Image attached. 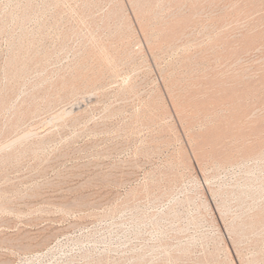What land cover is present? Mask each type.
Wrapping results in <instances>:
<instances>
[{"label": "rangeland", "instance_id": "obj_1", "mask_svg": "<svg viewBox=\"0 0 264 264\" xmlns=\"http://www.w3.org/2000/svg\"><path fill=\"white\" fill-rule=\"evenodd\" d=\"M142 1L0 0V264H264V0Z\"/></svg>", "mask_w": 264, "mask_h": 264}, {"label": "bare ground", "instance_id": "obj_2", "mask_svg": "<svg viewBox=\"0 0 264 264\" xmlns=\"http://www.w3.org/2000/svg\"><path fill=\"white\" fill-rule=\"evenodd\" d=\"M143 1H145V0H143ZM143 1H142V2H143ZM153 1H154V0H152V2H153ZM157 1H158V0H157ZM171 1H172V0H171ZM234 1H235V0H234ZM241 1H242V0H241ZM241 1H240V2H241ZM246 1H247V0H246ZM178 2H179V1H178ZM197 2H198V1H197ZM248 2H249V0L247 1V3H248ZM255 2L258 3V1H255ZM150 3H151V2H150ZM176 3H177V2H176ZM176 3H175V4H176ZM179 3H180V2H179ZM200 3H201V2H200ZM200 3H199V4H200ZM235 3H236V2H235ZM261 3H262V2H261ZM261 3H260V4H261ZM139 4H140V3H139ZM151 4H153V3H151ZM177 4H178V3H177ZM202 4H203V3H202ZM232 4H234V3L232 2ZM248 4H249V3H248ZM260 4H259V5H260ZM141 5H142V4H141ZM146 5H147V4H146ZM193 5H194V3H193ZM193 5H192V6H193ZM230 5H231V4H230ZM230 5H229V7H230ZM254 5L256 6L255 3H254ZM254 5H253V6H254ZM259 5H258V6H259ZM135 6H136V5H135ZM144 6H145V5H144ZM201 6H202V5H201ZM231 6H233V5H231ZM239 6H240V5H239ZM253 6H251V7H253ZM255 6H254V7H255ZM141 7H142V6H141ZM146 7H148V6H146ZM195 7H196V6H195ZM254 7H253V8H254ZM150 8H151V7H150ZM235 8H236V7H235ZM238 8H240V7H238ZM238 8H237V9H238ZM247 8H248V7H247ZM247 8H245V9H247ZM249 8H250V7H249ZM255 8H256V7H255ZM258 8H259V7H258ZM113 9H114V8H113ZM136 9H137V8H136ZM136 9H135V10H136ZM196 9H197V7L195 8V10H196ZM245 9H244V11H245ZM250 9L253 10L252 8H250ZM116 10H117V9H116ZM143 10H144V8H143ZM146 10H148V9H146ZM242 10H243V9H242ZM242 10H240V11H242ZM263 10H264V9H263ZM263 10H262V11H263ZM118 11H119V9H118ZM240 11H239V12H240ZM258 11H259V9H258ZM115 12H116V11H115ZM119 12H120V11H119ZM139 12H140V11H139ZM143 12H144V11H143ZM193 12H194V10H193ZM233 12H234V11H233ZM235 12H236V11H235ZM245 12H246V11H245ZM88 13H89V12H88ZM110 13H112V12H110ZM110 13H109V15H110ZM121 13H122V12H121ZM147 13H148V12H147ZM243 13H244V12H243ZM246 13H247V12H246ZM136 14H137V13H136ZM235 14H236V13H235ZM237 14H238V13H237ZM89 15H90V14H89ZM137 15H138V14H137ZM145 15H146V14H145ZM191 15H193V13H192ZM91 16H92V15H91ZM110 16H111V15H110ZM141 16H142V15H141ZM92 17H93V16H92ZM143 17H144V16H143ZM143 17H142V18H143ZM174 17H175V16H174ZM180 17H181V16H180ZM241 17H243V16H241ZM259 17H260V15H259ZM261 17H262V16H261ZM261 17H260V18H261ZM263 17H264V15H263ZM109 18H110V17H109ZM144 18H145V17H144ZM183 18H184V17H183ZM188 18H189V16H188ZM188 18H187V19H188ZM191 18H192V17H191ZM233 18H234V16H233ZM245 18H246V17H245ZM257 18H258V17H257ZM120 19H121V18H120ZM189 19H190V18H189ZM234 19H235V18H234ZM239 19H240V18H239ZM90 20H91V18H90ZM104 20H105V19H104ZM107 20H108V19H107ZM178 20H179V22L181 21V19H179V18H178ZM185 20H186V17H185ZM261 20H262V19H261ZM170 21H171V20H170ZM172 21L175 22V20H172ZM186 21H187V20H186ZM105 22H106V21H105ZM177 22H178V21H177ZM181 22H182V21H181ZM228 22H229V21H228ZM245 22H246V21H245ZM87 23H88V22H87ZM93 23H94V22H93ZM193 23H195V22H193ZM226 23H227V22H226ZM231 23H233V22H231ZM231 23H230V24H231ZM261 23H262V22H261ZM261 23H260V24H261ZM91 24H92V23H91ZM184 24H185V26H186V22H184ZM254 24H255V23H254ZM256 24H257V23H256ZM258 24H259V23H258ZM262 24H263V23H262ZM87 25H88V24H87ZM163 25H164V24H163ZM178 25H179V24H178ZM180 25H181V24H180ZM180 25H179V26H180ZM191 25H192V24H191ZM232 25H233V24H232ZM164 26H165V25H164ZM170 26H171V25H170ZM176 26H177V25H176ZM185 26H184V27H185ZM187 26H188V25H187ZM240 26H241V25H240ZM162 27H163V26H162ZM174 27H175V26H174ZM182 27H183V26H182ZM230 27H231V26H230ZM230 27H229V28H230ZM238 27H239V26H238ZM238 27H237V28H238ZM243 27H244V26H243ZM86 28H87V27H86ZM177 28H178V27H177ZM177 28H176V29H177ZM179 28H180V29H183V28H181V27H179ZM89 29H90V28H88V30H89ZM164 29H165V28H164ZM168 29H169V28H168ZM186 29H187V27H186ZM230 29H231V28H230ZM253 29H254V28H253ZM262 29H263V28H262ZM143 30H144V29H143ZM222 30H223V29H222ZM233 30H234V29H233ZM233 30H232V31H233ZM250 30H251V29H250ZM250 30H248V31H250ZM256 30H257V29H256ZM86 31H87V30H86ZM175 31H178L177 33L180 32L178 29L175 30ZM175 31H173V33H174ZM223 31H224V30H223ZM227 31H228V30H227ZM88 32H89V31H88ZM88 32H87V33H88ZM161 32H163V30H162ZM183 32H184V30H183ZM185 32H186V31H185ZM221 32H222V31H221ZM261 32H262V31H261ZM85 33H86V32H85ZM168 33H172V31L170 32V30H169ZM180 33L182 34V32H180ZM228 33H230V32H228ZM233 33H234V32H233ZM81 35H82V34H81ZM91 35H92V34H91ZM170 35H171V34H170ZM172 35H173V34H172ZM175 35H176V34H175ZM222 35H223V34H222ZM225 35H226V34H225ZM229 35H230V34H229ZM249 35H250V34H249ZM82 36H83V35H82ZM88 36H90V35H88ZM95 36H96V35H95ZM163 36H164V34H163ZM220 36H221V35H220ZM262 36H263V35H262ZM90 37H91V36H90ZM92 37H93V36H92ZM166 37H168V35H166ZM166 37H165V38H166ZM177 37H178V36H177ZM223 37H224V36H223ZM246 37H247V36H246ZM250 37H251V36H250ZM162 38H163V37H162ZM162 38H159V39H162ZM226 38H227V37H226ZM230 38H231V37H230ZM254 38H255V37H254ZM257 38H258V37H257ZM112 39H113V38H112ZM114 39H115V38H114ZM173 39H174V38H173ZM212 39H213V38H212ZM218 39H219V37H218ZM85 40H87V39L85 38ZM98 40H99V39H98ZM157 40H158V39H157ZM167 40L169 41V39H167ZM222 40H224V39H222ZM227 40H228V38H227ZM229 40H230V39H229ZM100 41H101V40H100ZM160 41H161V40H160ZM172 41H173V40H172ZM216 41L218 42V40H216ZM230 41H231V40H230ZM248 41H249V40H248ZM248 41H247V42H248ZM259 41H260V40H259ZM92 42H93V41H92ZM158 42H159V41H158ZM161 42H162V41H161ZM163 42H164V41H163ZM166 42H167V41H166ZM169 42H171V41H169ZM224 42H227V41L225 40ZM235 42H236V41H235ZM237 42H238V41H237ZM240 42H241V41H240ZM260 42H261V41H260ZM99 43H100V42H99ZM159 43H160V42H159ZM218 43H220V42H218ZM222 43H223V42H222ZM227 43H228V46H229V45H235V44H233L234 42H233L232 44H229V42H227ZM248 43H249V42H248ZM87 44H88V43H87ZM94 44H95V43H94ZM165 44H168V42L165 43ZM238 44H239V43H238ZM245 44H246V43H245ZM156 45H158V44H156ZM224 45H225V43H224ZM254 45H255V44H254ZM87 46H88V45H87ZM92 46H93V45H92ZM109 46H110V45H109ZM109 46H108V47H109ZM158 46H159V45H158ZM213 46H214V45H213ZM215 46H216V44H215ZM221 46H223V45H221ZM228 46H227V47H228ZM156 47H157V46H156ZM206 47H207V46H206ZM237 47H238V46H237ZM252 47H253V46H252ZM104 48H105V47H104ZM208 48H209V47H208ZM224 48H225V47H224ZM232 48H234V47H232ZM238 48L240 49V47H238ZM238 48H237V49H238ZM250 48H251V47H250ZM24 49H25V48H24ZM106 49H107V47H106ZM106 49H105V50H106ZM109 49H110V47H109ZM213 49L215 50V48H213ZM225 49H227V48H225ZM234 49H235V48H234ZM237 49H236V50H237ZM98 50H99V49H98ZM232 50H233V49H232ZM236 50H234V51H236ZM218 51H220V50H218ZM234 51H233V52H234ZM239 51H240V50H239ZM94 52H95V51H94ZM96 52H97V50H96ZM105 52H106V51H105ZM107 52H109V51L107 50ZM211 52H212V51H211ZM221 52H222V50H221ZM223 52H224V51H223ZM237 52H238V50H237ZM26 53H27V52H26ZM224 53H225V52H224ZM97 54H98V53H97ZM108 54H109V53H108ZM225 54H227V52H226ZM225 54H224V55H225ZM228 54H232V52L230 51V53H228ZM221 55H222V54H221ZM21 56H22V55H21ZM91 56H92V55H91ZM97 56H98V55H97ZM105 56H106V55H105ZM217 56H218V55H217ZM219 56H220V55H219ZM225 56H227V55H225ZM225 56H224V57H225ZM108 57H109V56H108ZM234 57H235V56H234ZM21 58H22V57H21ZM99 58H100V57H99ZM101 58H102V57H101ZM229 58H231V57H229ZM229 58H228V59H229ZM14 59H15V58H14ZM19 59H20V58H19ZM219 59H220V58H219ZM232 59H233V58H232ZM15 60H16V59H15ZM23 60H24V59H23ZM96 60H97V59H96ZM18 62H19V61H18ZM18 62H17V63H18ZM20 62H21V61H20ZM27 62H28V61H27ZM101 62H102V61H101ZM21 63H22V62H21ZM106 63H107V61H106ZM19 64H20V63H19ZM24 64H26V63H24ZM24 64H23V65H24ZM10 65H11V64H10ZM12 66H14V65H11V67H12ZM17 66H18V65H17ZM19 66L21 67V65H19ZM214 67H215V66H214ZM232 67H233V66H232ZM232 67H231V68H232ZM18 68H19V67H18ZM215 68H216V67H215ZM225 68H226V67H225ZM225 68H224V69H225ZM260 68H262V67H260ZM9 69H10V68H9ZM9 69H8V70H9ZM23 69H24V68H23ZM213 69H214V68H213ZM226 69H227V68H226ZM19 70H20V69H19ZM215 70H217V69H215ZM228 70H229V69H228ZM23 71H24V70H23ZM235 71H236V70H235ZM8 72H9V71H8ZM14 72H15V71H14ZM24 72H25V71H24ZM24 72H23V73H24ZM211 72H212V71H211ZM211 72H210V73H211ZM213 72H214V71H213ZM225 72H226V71L224 70V73H225ZM228 72H229V71H228ZM15 73H16V72H15ZM15 73H14V74H15ZM20 73H21V72H20ZM27 73H28V72H27ZM76 73H78V72H76ZM216 73H217V72H216ZM219 73H220V72H219ZM229 73H230V72H229ZM231 73H232V72H231ZM79 74H80V73H79ZM204 74H205V73H204ZM207 74H208V72H207ZM211 74H212V73H211ZM225 74H226V73H225ZM235 74H236V72H235ZM258 74H259V73H258ZM9 75H10V74H9ZM17 75H18V74H17ZM21 75H22V74H21ZM205 75H206V74H205ZM221 75H222V74H221ZM261 75H262V74H261ZM13 76H14V75H13ZM15 76H16V75H15ZM197 76H198V75H197ZM201 76H202V75H201ZM201 76H200V77H201ZM209 76H210V75H209ZM222 76H223V75H222ZM222 76H221V78H222ZM234 76H235V75H234ZM76 77H77V75H76ZM203 77H204V76H203ZM216 77H218V76H216ZM231 77H232V76H231ZM223 78H224V77H223ZM226 78H227V77H226ZM203 79H204V78H203ZM206 79H207V78H206ZM206 79H205V80H206ZM214 79H215V78H214ZM215 80H216V79H215ZM228 80H231V78H230V79L228 78ZM238 80H239V78H238ZM251 80H252V79H251ZM253 80H254V79H253ZM263 80H264V79H263ZM199 81H200V80H199ZM199 81H198V83H200ZM201 81H202V80H201ZM208 81H209V79H208ZM208 81H206V82H208ZM210 81H212V80H210ZM210 81H209V82H210ZM61 82H62V81H61ZM214 82L216 83V81H214ZM217 82H218V81H217ZM233 82H234V81H233ZM203 83H204V82H203ZM212 83H213V81H212ZM220 83H222V82H220ZM223 83H224V81H223ZM239 83H240V81H239ZM248 83H251V81L248 82ZM252 83H253V81H252ZM255 83H256V82H255ZM63 84H64V83H63ZM68 84H69V83H68ZM188 84H189V83H188ZM188 84H187V85H188ZM216 84H218V83H216ZM229 84H230V83H229ZM229 84H228V85H229ZM232 84H233V83H232ZM253 84H254V83H253ZM189 85H190V84H189ZM196 85H197V84H196ZM198 85H200V84H198ZM209 85H210V84H209ZM213 85H214V84H213ZM213 85H211V86H213ZM225 85H226V84H225ZM235 85H236V84H235ZM256 85H258V84H256ZM261 85H262V84H261ZM51 86H52V85H51ZM61 86L63 87V86H65V85H61ZM229 86H230V85H229ZM54 87H55V86H54ZM56 87H57V86H56ZM58 87H60V86H58ZM189 87H190V86H189ZM189 87H188V88H189ZM193 87H194V86H193ZM208 87H209V86H208ZM219 87H220V86H219ZM227 87H228V86H227ZM231 87H233V86H231ZM234 87H235V86H234ZM243 87H244V86H243ZM245 87H246V86H245ZM259 87H260V86H259ZM45 88H46V87H45ZM45 88H44V90H45ZM47 88H48V86H47ZM184 88H187V86L184 87ZM212 88H213V87H212ZM214 88H216V86H215ZM250 88H251V84H250ZM60 89H61V88H60ZM207 89L210 90V88H207ZM207 89H206V91H207ZM218 89H219V88H218ZM241 89H242V88H241ZM8 90H9V89H8ZM53 90H54V89H53ZM188 90H189V89H188ZM213 90H214V89H213ZM219 90H221V89H219ZM232 90H233V89H232ZM237 90H238V88H237ZM245 90H246V88H245ZM6 91H7V90H6ZM10 91H11V90H10ZM42 91H43V90H42ZM62 91H63V89H62ZM199 91H200V90H199ZM201 91H202V90H201ZM204 91H205V90H204ZM211 91H212V90H211ZM223 91H227V88H226L225 90H223ZM223 91H222V92H223ZM235 91H236V90H234V92H235ZM243 91H244V90H243ZM38 92H39V91H38ZM179 92H180V91H179ZM182 92H183V91H182ZM194 92H195V91H194ZM194 92H193V93H194ZM214 92H216V91L214 90ZM218 92H219V91H218ZM227 92H228V91H227ZM234 92H233V93H234ZM238 92H239V91H238ZM180 93H181V92H180ZM184 93H185V92H184ZM184 93H183V94H184ZM216 93H217V92H216ZM233 93H232V94H233ZM7 94H8V93H7ZM27 94H28V93H27ZM36 94H37V93H36ZM38 94H39V93H38ZM44 94H45V92H44ZM176 94H177V93H176ZM189 94H191V93H189ZM195 94L197 95V93H195ZM195 94H193V95H195ZM199 94H200V93H199ZM199 94H198V95H199ZM212 94H213V93H212ZM212 94H210V95H212ZM223 94H224V93H223ZM234 94H236V93H234ZM8 95H9V94H8ZM29 95H30V94H29ZM29 95H28V97H30ZM50 95H51V94H50ZM50 95H49V96H50ZM172 95H173V94H172ZM184 95H185V94H184ZM202 95H203V94H202ZM202 95H201V96H202ZM204 95H205V94H204ZM217 95H218V94H217ZM230 95H231V94H230ZM230 95H229V96H230ZM250 95H251V93H250ZM9 96H11V95H9ZM25 96H26V95H25ZM221 96H222V95H221ZM227 96H228V95H227ZM231 96H233V95H231ZM237 96H238V95H237ZM237 96H236V97H237ZM248 96H249V95H248ZM254 96H255V95H254ZM178 97H179V96H178ZM184 97H185V96H184ZM187 97H188V96H187ZM190 97H191V96H190ZM195 97H196V96H195ZM225 97H226V95H225ZM234 97H235V96H234ZM238 97H239V96H238ZM255 97L257 98L258 96H255ZM3 98H4V97H3ZM5 98H6V97H5ZM21 98H22V97H21ZM26 98H27V96H26ZM40 98H41V97H40ZM173 98H174V97H173ZM173 98H172V99H173ZM188 98H189V97H188ZM198 98H200V97H198ZM210 98H212V97H210ZM214 98H215V97H214ZM217 98H218V97H217ZM226 98H227V97H226ZM243 98H244V96H243ZM245 98H246V96H245ZM245 98H244V100H245ZM250 98L253 99V97H250ZM250 98H249L248 100H251ZM8 99H9V98H8ZM24 99H25V97H24ZM233 99H234V98H232V101H233ZM235 99H236V98H235ZM235 99H234V100H235ZM263 99H264V98H263ZM185 100H186V99H185ZM189 100H190V99H189ZM218 100H219L218 102H220V101L223 100V99H221V100L218 99ZM226 100H227V99H226ZM257 100H258V99H257ZM257 100H256V102H257ZM261 100H262V99H261ZM261 100H260V101H261ZM6 101H7V100H6ZM18 101H19V100H18ZM172 101H173V100H172ZM203 101H204V100H202V102H203ZM229 101H230V100H229ZM232 101H231V102H232ZM236 101H237V100H236ZM242 101H243V99H242ZM263 101H264V100H263ZM263 101H262V102H263ZM180 102H181V101H180ZM180 102H179V103H180ZM182 102H183V101H182ZM192 102H193V101H192ZM210 102H211V101H210ZM210 102L207 103V104H211ZM213 102H214V101H213ZM223 102H224V101H223ZM254 102H255V101H254ZM7 103H8V102H7ZM17 103H18V102H17ZM188 103H189V102H188ZM214 103H215V102H214ZM227 103H228V101H227ZM240 103H241V102H240ZM242 103H243V102H242ZM244 103H245V102H244ZM247 103H248V102H247ZM247 103H246V104H247ZM2 104H4V103H2ZM21 104H22V103H21ZM25 104H27L26 101H25ZM77 104H78V102H77ZM79 104H80V103H79ZM79 104H78V105H79ZM174 104H175V103H174ZM176 104H177V102H176ZM182 104H183V103H182ZM186 104H187V103H186ZM186 104H185V106H187ZM193 104H194L193 106H195L196 103H193ZM202 104H203V103H202ZM204 104H205V103H204ZM220 104H222V102H221ZM225 104H226V103H225ZM228 104H229V103H228ZM248 104H249V103H248ZM8 105H9V104H8ZM16 105H17V104H16ZM80 105H81V104H80ZM191 105H192V104H191ZM233 105H234V107H235V104H233ZM236 105H237V102H236ZM251 105H252V103H251ZM259 105H261V103H259ZM0 106H1V105H0ZM6 106H7V105H6ZM20 106H21V105H20ZM24 106H25V105H24ZM176 106H177V105H176ZM181 106H182V105H181ZM199 106H201V105H199ZM211 106H212V105H211ZM217 106H219V105H217ZM220 106H222V105H220ZM225 106H226V105H225ZM245 106H246V105H245ZM249 106H250V105H249ZM255 106H256V105H255ZM3 107H5V106L3 105L2 108H3ZM15 107H16V106H15ZM77 107H78V106H77ZM190 107H191V106H190ZM202 107H204V106H202ZM214 107H215V104H214ZM229 107H230V106H229ZM256 107H257V106H256ZM262 107H264V105H263ZM19 108H20V107H19ZM180 108H181V107H180ZM182 108H183V107H182ZM184 108H185V107H184ZM204 108L207 109L206 106H205ZM209 108H210L209 110H211L212 107H209ZM219 108H220V107H219ZM237 108H238V107H237ZM241 108H242V106H241ZM252 108H253V107H252ZM13 109H15V108H13ZM25 109H26V108H24V110H25ZM186 109H188V108H186ZM225 109H226V108H225ZM238 109H240V105H239V108H238ZM243 109H244V104H243ZM246 109H247V108H246ZM260 109H261V108H260ZM16 110H17V109H16ZM21 110H22V109H21ZM78 110H79V109H78ZM196 110H197V109H196ZM198 110H199V109H198ZM217 110H218V109H217ZM219 110H221V108H220ZM223 110H224V109H223ZM252 110H253V109H252ZM70 111H71V108H70ZM175 111H176V109H175ZM182 111H183V110H182ZM202 111H205V110L203 109ZM202 111H201V112H202ZM206 111H207V110H206ZM213 111H214V110H213ZM229 111H230V110H229ZM248 111H249V110H248ZM250 111H251V110H250ZM262 111H263V110H262ZM15 112H16V111H15ZM19 112H20V111H19ZM24 112H25V111H24ZM180 112H181V111H180ZM188 112H189V111H188ZM192 112H193V111H192ZM201 112H200V113H201ZM210 112H211V111H210ZM232 112H233V111H232ZM236 112H237V111H236ZM243 112H245V111H243ZM243 112H242V113H243ZM260 112H261V111H260ZM70 113H71V112H70ZM181 113H182V112H181ZM202 113H204V112H202ZM227 113H228V112H227ZM234 113H235V112H234ZM249 113H250V112H249ZM251 113H252V112H251ZM256 113H258V111H257ZM256 113H255V114H256ZM16 114H18V113H16ZM23 114H25V113H23ZM59 114H60V113H59ZM205 114H208V115H209V113H205ZM216 114H217V113H216ZM236 114H237V113H236ZM240 114H241V112H240ZM246 114H248V112H247ZM246 114H245V115H246ZM19 115H20V114H19ZM62 115H63V114H62ZM180 115H181V114H180ZM184 115H185V114H183V116H184ZM190 115H192V114H190ZM193 115H194V114H193ZM193 115H192V116H193ZM238 115H239V114H238ZM242 115H243V114H242ZM252 115H253V114H252ZM252 115H251V116H252ZM15 116H16V115H15ZM178 116H179V115H178ZM186 116H187V115H186ZM194 116H196V114H195ZM201 116H202V115H201ZM209 116H210V115H209ZM209 116H208V117H209ZM218 116H219V115H218ZM231 116H232V115H231ZM234 116H235V115H234ZM239 116H240V115H239ZM246 116H247V115H246ZM249 116H250V115H249ZM256 116H257V115H256ZM61 117H62V116H61ZM61 117H60V118H61ZM196 117H197V116H196ZM199 117H200V115H199ZM199 117H198V118H199ZM203 117H204V116H203ZM244 117H245V116H244ZM254 117H255V116H254ZM63 118H64V117H63ZM181 118H182V117H181ZM181 118H180V119H181ZM204 118H206V117H204ZM211 118H212V117H211ZM221 118H222V116H221ZM232 118H233V117H232ZM240 118H241V117H240ZM249 118H250V117H249ZM256 118H257V117H256ZM260 118H261V117H260ZM52 119H53V117H52ZM56 119H57V118H56ZM186 119H187V118H186ZM217 119H218V118H217ZM226 119H227V118H226ZM241 119H242V118H241ZM247 119H248V118H247ZM252 119H254V118H252ZM59 120H60V119H59ZM181 120H182V119H181ZM257 120H258V119H257ZM9 121H10V120H9ZM47 121H48V120H47ZM49 121H50V120H49ZM187 121H188V120H186V122H187ZM192 121H193V120H192ZM223 121H224V120H223ZM232 121H234V119H232ZM236 121H238V119H237ZM240 121H241V120H240ZM254 121L256 122V120H254ZM11 122H12V121H11ZM221 122H222V121H221ZM230 122H231V121H230ZM242 122H245V121H242ZM248 122H249V119H248ZM252 122H253V120H252ZM260 122H262V121H260ZM260 122H259V123H260ZM8 123H9V122H8ZM12 123H13V122H12ZM14 123H15V122H14ZM47 123H48V122H47ZM190 123H191V122H190ZM216 123L218 124V120H217ZM228 123H229V122H228ZM228 123H227V125H228ZM234 123H235V122H234ZM257 123H258V122H257ZM259 123H258V124H259ZM214 124H215V122H214ZM225 124H226V122H225ZM229 124H230V123H229ZM232 124H233V123H232ZM238 124H239V123H238ZM238 124H237V125H238ZM240 124H242V123L240 122ZM253 124H254V122H253ZM258 124H257V125H258ZM7 125H9V124H7ZM10 125H11V127H12V124H10ZM14 125H15V124H14ZM187 125H188V124H187ZM221 125H222V124H221ZM234 125H235V124H234ZM262 125H263V123H262ZM262 125H261V126H262ZM44 126H45V125H44ZM209 126H210V125H209ZM223 126H224V124H223ZM225 126H226V125H225ZM228 126H231V125H228ZM247 126H248V125H247ZM255 126H256V125H255ZM5 127H7V126H5ZM36 127H37V126H36ZM213 127H214V126H213ZM218 127H219V126H218ZM232 127H233V126H232ZM257 127H258V126H257ZM1 128H2V127H1ZM12 128H13V127H12ZM242 128H243V127H242ZM249 128H250V126H249ZM249 128H248V129H249ZM258 128H259V127H258ZM38 129H39V128H38ZM47 129H48V128H47ZM209 129H210V128H209ZM222 129H223V127H222ZM231 129H232V128H231ZM233 129H234V128H233ZM233 129H232V130H233ZM235 129H236V128H235ZM237 129H239V127H238ZM240 129H241V128H240ZM248 129H247V130H248ZM252 129H254V127H252ZM252 129H251L250 131H253ZM48 130H50V129H48ZM215 130H216V129H215ZM226 130H227V129H226ZM226 130H224V131H226ZM247 130H246V131H247ZM3 131H4V130H3ZM7 131H8V130H7ZM7 131H6V132H7ZM37 131H38V130H37ZM45 131H46V130H45ZM200 131H201V130H200ZM208 131H209V130H208ZM217 131H218V130H217ZM238 131H240V130H238ZM241 131H243V130H241ZM241 131H240V133H241ZM262 131L264 132V130L261 129L260 132H262ZM35 132H36V131H35ZM47 132H48V131H47ZM211 132H212V131H211ZM211 132H209V133H211ZM222 132H223V131H222ZM228 132H229V131H228ZM3 133H4V132H3ZM11 133H12V131H10V134H11ZM44 133H45V132H44ZM48 133H50V131H49ZM201 133H202V132H201ZM226 133H227V132H226ZM237 133H238V132H237ZM244 133H245V132H243V134H244ZM250 133H251V132H250ZM257 133H258V132H257ZM257 133L255 132V134H257ZM8 134H9V132H8ZM39 134H40V133H39ZM41 134H42V133H41ZM202 134H204V133H202ZM219 134H220V133H219ZM219 134H218V135H219ZM224 134H225V132H224ZM234 134H235V132H234ZM252 134H253V133H252ZM6 135H7V134H6ZM37 135H38V132H37ZM43 135H44V134H43ZM204 135H205V134H204ZM220 135H221V134H220ZM231 135H232V134H231ZM231 135H230V136H231ZM246 135H247V134H246ZM259 135H260V134H259ZM1 136H2V135H1ZM8 136H10V135H8ZM208 136H209V135H208ZM210 136H211V135H210ZM214 136H216V135H214ZM235 136H236V135H235ZM22 137H23V136H22ZM40 137H41V136H40ZM212 137H213V136H212ZM218 137H219V136H218ZM218 137H217V138H218ZM222 137H223V134H222ZM227 137H228V136H227ZM232 137H233V136H232ZM250 137H251V136H249V138H250ZM255 137H256V136H255ZM258 137H259V136H258ZM261 137H262V136H261ZM261 137H260V138H261ZM263 137H264V135H263ZM2 138H3V137H2ZM5 138H6V136H5ZM5 138H4V139H5ZM205 138H207V137H205ZM220 138H221V137H220ZM224 138H226V137H224ZM238 138H239V137H238ZM246 138H247V136H246ZM253 138H254V137H253ZM194 139H195V138H194ZM210 139H211V138H210ZM218 139H219V138H218ZM218 139H217V140H218ZM240 139H241V137H240ZM247 139H248V138H247ZM247 139H246V140H247ZM251 139H252V138H251ZM254 139H255V138H254ZM254 139H253V140H254ZM261 139H262V138H261ZM261 139H260V140H261ZM7 140H8V139H7ZM195 140H196V139H195ZM198 140H199V139H198ZM207 140H208V139H207ZM246 140H245V141H246ZM253 140H251V141H253ZM257 140H258V139H257ZM257 140H256V141H257ZM263 140H264V139H263ZM208 141H209V140H208ZM211 141H212V139H211ZM213 141H214V140H213ZM220 141H221V140H220ZM235 141H236V139H235ZM245 141L243 140V141H241V142L243 143V142H245ZM5 142H6V141H5ZM203 142H205V141H203ZM217 142H218V141H217ZM221 142H222V141H221ZM223 142H224V141H223ZM225 142H226V141H225ZM227 142H228V141H227ZM231 142H232V141H231ZM231 142H230V144H231ZM233 142H234V141H233ZM233 142H232V143H233ZM239 142H240V141H239ZM239 142H238V143H239ZM197 143H198V142H197ZM209 143H211V142H209ZM213 143H214V142H212L211 145H212ZM247 143H248V141H247ZM256 143H257V142H256ZM200 144H201V143H200ZM205 144H206V142H205ZM230 144H229V145H230ZM249 144H250V142H249ZM10 145H11V144H10ZM213 145H214V149H215V144H213ZM224 145H225V143H224ZM245 145H246V144H244L243 147H244ZM202 146H203V145H202ZM209 146H210V145H209ZM219 146H220V145H219ZM235 146H236V145H235ZM239 146H242V145H239ZM200 147H201V146H200ZM203 147H204V146H203ZM203 147H202V148H203ZM222 147H223V146H222ZM237 147H238V146H237ZM252 147H253V146H252ZM194 148H195V147H194ZM205 148H206V147H205ZM207 148H208V147H207ZM211 148H212V147H211ZM211 148H209V149H211ZM232 148H233V146H232ZM234 148H235V147H234ZM244 148H245V147H244ZM247 148H248V147H247ZM255 148H257V147L255 146ZM195 149H196V148H195ZM198 149H199V148H198ZM198 149H197V150H198ZM224 149H225V148H224ZM240 149H243V148L241 147ZM257 149H258V148H257ZM201 150H203V149H201ZM207 150H208V149H207ZM207 150H206V153H207ZM221 150H223V149H221ZM226 150H227V146H226ZM238 150H239V149H238ZM9 151H10V150H9ZM12 151H13V150H11V153H10V154H12ZM204 151H205V150H204ZM216 151H217V149H216ZM234 151H235V150H234ZM239 151H240V150H239ZM245 151H247V150L245 149ZM254 151H255V150H254ZM198 152H199V151H198ZM214 152H215V151H214ZM219 152H220V151H219ZM221 152H222V151H221ZM225 152H226V151H225ZM235 152H236V151H235ZM223 153H224V151H223ZM226 153H227V152H226ZM228 153H229V152H228ZM231 153H233V152H231ZM261 153H262V151H261ZM197 154H198V153H197ZM200 154H203V152H202V153L200 152ZM219 154H220V153H219ZM243 154H244V153H243ZM243 154H242V155H243ZM7 155H8V154H7ZM221 155H222V153H221ZM245 155H246V154H245ZM247 155H248V154H247ZM250 155H251V154H250ZM252 155H253V154H252ZM195 156H196V155H195ZM198 156H199V154H198ZM198 156H197V157H198ZM214 156L216 157V154H215ZM233 156H234V155H233ZM2 157H3V156H2ZM216 158H217V157H216ZM236 159H237V158H236ZM239 159H240V158H239ZM217 160H218V158H217ZM220 160H221V159H220ZM261 207H262V206H261ZM240 219H241V218H240ZM242 220H243V219H242ZM251 223H252V222H251ZM240 224H241V223H240ZM234 226H236V225H234ZM237 226H238V225H237ZM237 226H236V227H237ZM263 226H264V224H263ZM238 228H239V227H237V228H235V229L238 230ZM243 228H244V227H243ZM261 228H262V227H261ZM232 229H233V228H232ZM240 229H242V227H241ZM230 230H231V229H230ZM230 230H229V233H230ZM237 230L235 231V234L238 232ZM243 230H244V229H243ZM243 230H241L240 232H242ZM250 230H251V228H250ZM253 231H254V230H253ZM240 232H239V234H240ZM256 232H257V231H256ZM256 232H255V233H256ZM260 232H261V231H260ZM241 234H242V233H241ZM256 234H257V233H256ZM256 234H255V235H256ZM230 235H231V234H230ZM246 235H247V233H246ZM252 235H253V234H252ZM255 235H254V236H255ZM236 236H237V235H236ZM242 236H243V235H242ZM250 236H251V233H250ZM260 236H261V235H260ZM261 237H263V236H261ZM244 238H247V237H244ZM248 238H250V237H248ZM248 238H247V239H248ZM255 238H256V237H255ZM258 238H259V237H258ZM237 239H238V238H237ZM241 239H243V238H241ZM252 239H253V238H252ZM257 240H258V239H257ZM176 256H177V254H176ZM174 259H175V258H174Z\"/></svg>", "mask_w": 264, "mask_h": 264}]
</instances>
